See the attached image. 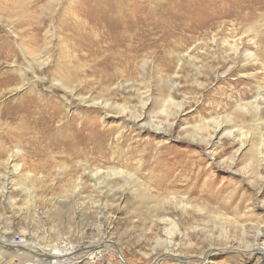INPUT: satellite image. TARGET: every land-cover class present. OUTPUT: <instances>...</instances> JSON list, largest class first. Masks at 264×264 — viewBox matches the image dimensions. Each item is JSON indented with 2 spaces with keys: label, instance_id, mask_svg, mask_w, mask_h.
Returning a JSON list of instances; mask_svg holds the SVG:
<instances>
[{
  "label": "rangeland",
  "instance_id": "obj_1",
  "mask_svg": "<svg viewBox=\"0 0 264 264\" xmlns=\"http://www.w3.org/2000/svg\"><path fill=\"white\" fill-rule=\"evenodd\" d=\"M106 2L0 0V108L55 106L105 136L95 152L0 142V264L40 262L38 249L69 264H264V8L206 26L146 0L137 32L119 34L126 22L92 11ZM109 30L147 47L97 65L75 41ZM188 163L199 175H181Z\"/></svg>",
  "mask_w": 264,
  "mask_h": 264
},
{
  "label": "bare ground",
  "instance_id": "obj_2",
  "mask_svg": "<svg viewBox=\"0 0 264 264\" xmlns=\"http://www.w3.org/2000/svg\"><path fill=\"white\" fill-rule=\"evenodd\" d=\"M198 1H200L199 2L200 4L198 3ZM141 3H146V0H142V1L141 0H107L106 4L103 5L102 8H98L95 6V8H93L92 11L96 10L99 13L102 12V15L99 17V19L104 21L105 23L106 22H111L112 24L117 23L118 27H122V26H124L123 22H126V24L128 25V28L125 27V28H122V31H117L119 34L128 33L127 31L136 33L137 31H134L133 28L137 27L139 25H142V23L144 21V20H140V13L139 12H141V8H136V7H138L136 5H141ZM176 4H177V7L180 9V14L183 13L182 14L183 17H180L181 22H183V19L185 20V15H186V17H191V16L195 17L196 15H199V16L205 15L203 17H206L205 18L206 22H204L206 26H209V25L211 26L212 24H210V23H212L213 21H215L217 19L231 18L232 21H235L237 23V25H238V21H242L239 23V27H240L243 22H246V20H248L250 18L251 14H252L251 12L254 9L253 8L254 6H258V7H260V9L264 8V0H183V1L177 0ZM127 5L130 7V12L125 14L124 11L128 10ZM203 7L205 9H203ZM92 11H90V12H92ZM90 12H88V13H90ZM132 13H139V14L135 15V16H131ZM109 25H110V23H109ZM185 27H187V26H185ZM119 30H120V28H119ZM231 31H233V30H231ZM109 32H110V35H81V37L75 41V44L77 43L76 45H79V47H81L82 45L87 46L89 48L88 50L90 51L89 53H91L92 56L95 59H97V61H98L97 65L109 66V67L113 66L112 64L114 62L113 61L114 58L118 55H122L123 52L127 53V52H129V50L137 51V49H139V48L147 47L146 38L148 35H140L139 33H138L139 35H126V34L125 35H116V33L111 31V30H109ZM168 38L169 37H167V39ZM162 41L164 42V41H166V39L163 38ZM143 42H145V43H143ZM142 43H143V45H140ZM137 45H139V46H137ZM157 45L159 46V44H157ZM160 46H163V45H160ZM122 47H124V48H122ZM134 51H131V52L135 53ZM128 56L130 57V53ZM115 63H117V62H115ZM99 72H101V71H99ZM113 73L114 74L118 73L117 69H114ZM3 74H4V76L6 75V73H3ZM6 76H8V75H6ZM107 76H108V74L105 73L103 75V78H105V77L107 78ZM113 77H114V75H113ZM108 81H110V78L108 79ZM145 102H147V100H145ZM1 103L2 102H0V105H2ZM12 103H13V101H12ZM23 103H24V105L22 107L6 105V107L0 108V142L1 143H6V142L11 143V142L17 141L16 143H19V144H23V143L28 144L30 142L32 144V147L34 145L35 147H44L46 149L47 148H49V149H57L58 148V149H61L63 151H71L74 148L77 149V147H82L83 149H86V148H89L91 146V148L93 147V151L95 152L96 149L98 150L100 148V147L96 148V141L99 139L104 140L105 136L98 137L97 133L92 132L90 130L89 126L88 127L87 126H79V127H77V129H74V125L76 123L75 122V120H76L75 116L68 117L65 113L62 112V110L58 109L55 106L46 105V106H40V108H39V107L31 105V104L29 105V102H25V101H23L20 104H23ZM144 104L145 103H143V105H142L143 107H144ZM170 104H174V103L171 102ZM249 106L252 107V109L255 108L256 111L258 109L256 102H254V101L251 102L249 104ZM37 108H39V109L36 110ZM120 109L122 110V112H123V110H125V108H123V107ZM238 109L240 111H243V109L240 107H238ZM254 115H255V113H254ZM138 118H139V116H137L135 114H131V121L134 122V124H137L136 120ZM88 122H90V120ZM81 124H82V122L80 121V125ZM167 124L169 125L170 121H168ZM216 125L219 126L218 123H216ZM159 127H156L155 129L158 131L163 129V128L161 129ZM169 135H171V134L169 133ZM208 138H210V136ZM200 141L203 145H205V147L209 146V144H210L208 139H204V140H200ZM89 150H91V149H89ZM205 150L207 151V149H205ZM208 154L210 156H212V154H210V153H208ZM93 160L96 161L97 159L94 158ZM84 165H85V163H84ZM197 166L195 164H190V163L186 164L185 168L183 170H181V172H182L181 175H183V174L188 175L190 171H196V170H197V174H198L199 171L197 169ZM15 169H17V167ZM82 169H83V171H85L86 167L84 166V168H82ZM107 171H109L108 176H110V177L111 176L114 177V176L124 174L122 169L115 168V167H111ZM185 171H187V173ZM88 174L91 175L92 178H96L99 173H98V171H94V172L89 171ZM164 181H165V177H162V180H159L157 182L159 187H160V184L163 183ZM188 183H189V181H188ZM172 186L173 185L171 182L169 188H171ZM181 202H183V201H180V203ZM183 207H186V204L185 205L183 204ZM174 228H176V227L174 226ZM2 248L6 249V247H3V246H2ZM91 249H94V248H91ZM190 249H192V248H190ZM210 249L203 252V254H201V257H199L197 260L209 261L208 259H210V258H208L209 257L208 254L210 253ZM38 251L41 252V256H38V260H40V262L36 261L35 263H31V264H57L56 261H58L60 258L63 259V260H61V264H69L73 261L72 258L69 259V258L65 257V255H68L70 253H65V254H63L64 252L63 253H59V252L48 253L44 249H38ZM217 251L223 252L224 250L222 251V250L218 249L215 252H217ZM249 251L256 252V254H258L259 257L263 256V249H261V248L257 249V246L256 247L251 246ZM93 254H94L93 252H89L87 255V258L92 257ZM168 256H169V254H168ZM85 257H86V255H85ZM175 259L177 261L178 260L181 261V259L178 257H176ZM65 260H67V261H65ZM53 261H55V262H53ZM207 261H206V263H207ZM209 263H210V261H209Z\"/></svg>",
  "mask_w": 264,
  "mask_h": 264
}]
</instances>
